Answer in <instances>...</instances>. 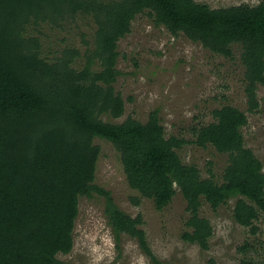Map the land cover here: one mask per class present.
<instances>
[{
    "label": "trees",
    "instance_id": "1",
    "mask_svg": "<svg viewBox=\"0 0 264 264\" xmlns=\"http://www.w3.org/2000/svg\"><path fill=\"white\" fill-rule=\"evenodd\" d=\"M145 11L172 35L183 34L216 54L230 55L232 46L241 44L249 112L259 108L255 86L264 83V0L219 9L195 0H0V264H67L59 256L73 250L79 200L94 195L104 198L116 239L123 234L137 239L153 263L161 264L141 228V215L126 214L110 191L95 184L100 156L95 139L115 147L130 188L154 200L157 210L182 193L192 215L186 242L209 250L213 227L200 217L203 202L216 211L236 199L235 221L257 233L256 223L264 217V165L245 147L246 114L224 107L215 112L218 122L195 130L192 141L166 139L156 112L148 123L101 119L124 113L125 102L113 87L117 43ZM82 14L92 17L97 31L93 55L78 71V51L66 48L49 59L28 27H61ZM95 60L99 72L91 71ZM188 144L228 154L222 182L212 174L202 178L195 166L182 162L178 151ZM239 249L247 253L249 245Z\"/></svg>",
    "mask_w": 264,
    "mask_h": 264
},
{
    "label": "rangeland",
    "instance_id": "2",
    "mask_svg": "<svg viewBox=\"0 0 264 264\" xmlns=\"http://www.w3.org/2000/svg\"><path fill=\"white\" fill-rule=\"evenodd\" d=\"M195 1L211 9L254 6L260 2ZM28 31L41 38L44 56L49 59L60 56L66 48L78 51L80 57L74 61L78 71L84 69L87 57H92L95 50L97 26L85 14L64 21L61 27L42 24L28 27ZM117 45L118 77L113 87L124 100L125 110L121 118L104 115L103 121L120 124L131 117L148 123L156 112L166 139L192 141L195 130L218 122L215 112L232 107L246 114L248 124L241 129L245 147L264 165V83L255 86L259 108L251 113L241 44L232 46L230 55L216 54L183 34L172 35L145 11L135 16L130 32ZM91 71H101L98 60L91 65ZM94 144L100 148L95 184L110 191L126 214L133 218L141 215L144 221L141 228L161 264H243L245 260L264 264V217L256 223L258 231L253 234L234 219L236 199L216 211L203 202L200 217L209 220L213 227L209 250H203L198 244L183 239L185 232L193 230L186 224L192 215L187 212L188 203L179 190L169 206L157 210L154 200L130 188L115 147L101 139H95ZM178 154L184 164L195 166L202 178H210L212 174L218 182H222L229 165L228 154L212 146L202 149L188 144ZM246 244L249 249L243 253L239 248ZM59 259L67 264H154L137 239L125 234L116 239L105 215V200L98 195L80 198L73 250Z\"/></svg>",
    "mask_w": 264,
    "mask_h": 264
}]
</instances>
